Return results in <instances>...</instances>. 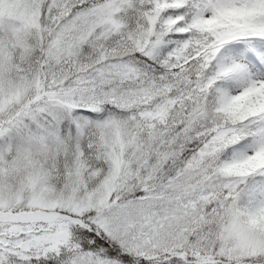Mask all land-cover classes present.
Returning a JSON list of instances; mask_svg holds the SVG:
<instances>
[{
  "label": "snow or ice",
  "instance_id": "snow-or-ice-1",
  "mask_svg": "<svg viewBox=\"0 0 264 264\" xmlns=\"http://www.w3.org/2000/svg\"><path fill=\"white\" fill-rule=\"evenodd\" d=\"M0 264H264V0H0Z\"/></svg>",
  "mask_w": 264,
  "mask_h": 264
}]
</instances>
